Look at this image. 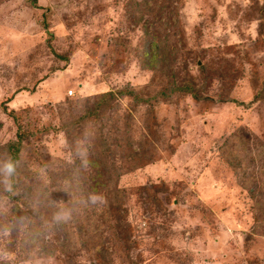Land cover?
Listing matches in <instances>:
<instances>
[{
    "label": "rangeland",
    "instance_id": "rangeland-1",
    "mask_svg": "<svg viewBox=\"0 0 264 264\" xmlns=\"http://www.w3.org/2000/svg\"><path fill=\"white\" fill-rule=\"evenodd\" d=\"M0 264H264V0H0Z\"/></svg>",
    "mask_w": 264,
    "mask_h": 264
},
{
    "label": "trees",
    "instance_id": "trees-1",
    "mask_svg": "<svg viewBox=\"0 0 264 264\" xmlns=\"http://www.w3.org/2000/svg\"><path fill=\"white\" fill-rule=\"evenodd\" d=\"M178 89L180 90H189V87L186 85H182L180 87H178ZM19 146H20V142L18 141V139L14 142L8 143L7 147L10 149V154L11 155H15L17 156V153L19 152Z\"/></svg>",
    "mask_w": 264,
    "mask_h": 264
},
{
    "label": "built area",
    "instance_id": "built-area-1",
    "mask_svg": "<svg viewBox=\"0 0 264 264\" xmlns=\"http://www.w3.org/2000/svg\"><path fill=\"white\" fill-rule=\"evenodd\" d=\"M67 93L69 94V91H67Z\"/></svg>",
    "mask_w": 264,
    "mask_h": 264
}]
</instances>
